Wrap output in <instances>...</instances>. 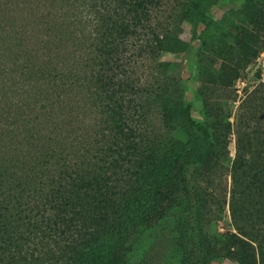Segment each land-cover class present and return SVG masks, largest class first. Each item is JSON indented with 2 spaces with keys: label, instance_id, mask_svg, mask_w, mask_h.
I'll return each mask as SVG.
<instances>
[{
  "label": "trees",
  "instance_id": "1",
  "mask_svg": "<svg viewBox=\"0 0 264 264\" xmlns=\"http://www.w3.org/2000/svg\"><path fill=\"white\" fill-rule=\"evenodd\" d=\"M206 1L0 0V264H149L166 222L171 264H264V96L201 124L165 67Z\"/></svg>",
  "mask_w": 264,
  "mask_h": 264
},
{
  "label": "rangeland",
  "instance_id": "2",
  "mask_svg": "<svg viewBox=\"0 0 264 264\" xmlns=\"http://www.w3.org/2000/svg\"><path fill=\"white\" fill-rule=\"evenodd\" d=\"M262 19L264 0H207L202 4L201 15L186 17L180 26L184 51L166 54L165 67L182 75L186 83L183 108L198 123L206 121V110L213 105L210 98L218 89L226 88L235 97L233 102L228 101L230 111L226 110L231 122L236 121L239 105L249 96L250 102L257 103L264 96V90H260L264 84V26L259 22ZM215 87L218 88L211 92ZM201 89L208 95L207 101ZM199 134L208 140L207 134ZM230 148L234 153V133ZM215 217L211 232L235 231L228 204ZM165 224V233L148 238L144 245V257L149 264H171L175 245L168 244L175 225ZM210 264L240 263L230 256Z\"/></svg>",
  "mask_w": 264,
  "mask_h": 264
}]
</instances>
